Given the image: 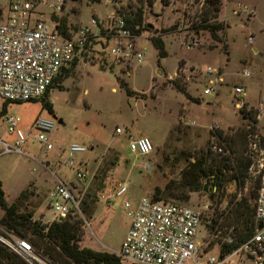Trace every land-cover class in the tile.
Segmentation results:
<instances>
[{
    "label": "rangeland",
    "instance_id": "rangeland-1",
    "mask_svg": "<svg viewBox=\"0 0 264 264\" xmlns=\"http://www.w3.org/2000/svg\"><path fill=\"white\" fill-rule=\"evenodd\" d=\"M150 1L148 5L147 0H68L66 8L56 15L58 22L64 21L70 36L82 25L90 26L91 17L100 21L97 32L102 33L110 25V15L115 20L118 10L141 5L143 24L155 32L143 31L135 39L145 50L140 65L129 66L111 59L104 45L93 41L85 58L70 66L49 90L46 98L52 105V114L41 107L40 100L10 103L2 112L0 100V181L6 202L10 204L22 194L18 211L30 212L33 219L47 222L53 212L46 194L57 179L68 185L79 203L87 191H95V177L101 179L105 171L104 188L97 191L92 217H84L79 243L97 251L115 252L119 248L129 225L125 201L134 206L141 197H151L154 188L176 186L179 172L194 160L217 166L229 151L232 161L238 163L239 157L251 155L252 145L258 148L264 144V0H219L217 12L210 10L208 0ZM237 4L253 9V13L233 15L231 10ZM205 24L221 25L215 38L203 28ZM152 35L163 40L166 57L157 58L148 39ZM250 36L252 43L248 42ZM191 43L196 45L190 47ZM206 66L218 70L222 77L214 94H203L207 80L214 77L202 71ZM244 70L249 73L246 77L241 75ZM116 79L126 84L129 96ZM171 81L182 86L191 99L175 90ZM238 86L244 89L242 97L233 94ZM6 115L19 119L17 129L26 136L24 155L2 152V142L11 148L15 144V135L7 131L4 122ZM38 116L55 122L48 134L52 145L48 151L37 142L31 129ZM116 128L123 133L116 134ZM135 136L149 138L151 154L137 156L129 151L128 138ZM71 143L86 147L84 153L74 155L73 168L63 165ZM215 144L223 147L221 153L213 152ZM145 164L150 165L148 171L143 169ZM78 166L88 175L85 180L76 179ZM224 172L219 191L203 177L200 182L204 190L164 199L196 209L208 205L200 213L197 239L203 245L199 264H205L207 256H219L228 228L235 227L232 204L241 197L253 204L256 197L257 178L248 177L242 188L229 179L231 172ZM122 181L128 185L125 195L110 198L106 204L100 195L111 193V188ZM212 219L218 222L213 228ZM6 232L0 225V237ZM36 252L46 261L42 264H55ZM230 260L233 262L227 264H241L243 258L234 255Z\"/></svg>",
    "mask_w": 264,
    "mask_h": 264
},
{
    "label": "built area",
    "instance_id": "built-area-1",
    "mask_svg": "<svg viewBox=\"0 0 264 264\" xmlns=\"http://www.w3.org/2000/svg\"><path fill=\"white\" fill-rule=\"evenodd\" d=\"M67 2L0 0V100L10 104L41 99L53 87L63 70L68 69L72 62L85 58V53L90 50L89 44L93 41L97 45H104L107 56L117 62L129 66H138L143 62L145 50L137 45L136 37L131 35L124 20L118 16L112 20L113 16L110 15V25L104 27L102 33L100 30L97 32L100 21L91 17L90 26L82 25L75 35L65 36L56 15L66 8ZM106 2L112 3L113 0ZM231 13L249 16L253 9L237 4ZM253 40L251 36L248 38L249 43ZM193 45L196 44L191 43L190 47ZM202 71L214 74L213 78L207 80L208 86L203 89V94H214L222 77L218 70L210 66L204 67ZM241 75L246 77L249 73L244 70ZM233 94L242 97L243 87H236ZM236 106L239 104L236 103ZM4 122L7 131L15 135V144L11 148L2 142V152L24 155L22 145L26 136L17 129L19 119L6 115ZM54 127V120L45 116L36 117L31 126L37 142L47 151L52 148L48 134ZM115 133L122 134L123 130L116 128ZM250 148L252 163L248 169L249 175L258 181L254 204L257 227L235 251L227 255L207 256L205 264L232 263L230 258L234 255L243 258L241 264H264V147L256 148V145H252ZM128 149L137 156H147L152 152V145L147 136H135L128 138ZM212 150L221 153L222 146L215 144ZM85 151L83 144L71 143L65 151L63 165L75 167L74 155ZM143 169L148 171L150 165L145 164ZM75 175L77 180H85L88 176L80 166L76 168ZM127 189L126 182H118L111 188V193L100 197L109 204L110 198L125 195ZM46 200L54 220L66 217L71 209L78 210V202L70 188L59 180L47 192ZM123 207L129 225L119 248L113 252L123 263L199 264L203 243L198 241L197 235L201 224L200 213L208 209L207 204L196 209L181 203L141 197L134 206L125 201ZM232 235L233 227H229L225 234L226 242L231 241ZM0 242L28 264H42L45 261L28 241L15 233L7 231L4 237H0Z\"/></svg>",
    "mask_w": 264,
    "mask_h": 264
},
{
    "label": "trees",
    "instance_id": "trees-1",
    "mask_svg": "<svg viewBox=\"0 0 264 264\" xmlns=\"http://www.w3.org/2000/svg\"><path fill=\"white\" fill-rule=\"evenodd\" d=\"M212 11H219V0H208ZM148 5L151 4L147 0ZM143 7L138 5L135 9L118 10L116 16L124 20L126 28L130 31L132 36L138 37L143 31L155 32L152 29H147L143 24ZM93 15V13H91ZM203 22H205L202 19ZM61 32L65 36L69 34L65 31V24L60 20ZM206 28L213 38L216 37L215 32L221 29V25L205 24ZM150 43L156 51L157 58L166 57L167 53L163 44V40L159 36L152 35L149 38ZM75 61L71 66H75ZM180 63V61L178 62ZM63 70L56 78L55 83L61 81L64 72ZM65 76V75H64ZM118 86L123 88L126 95H130L131 91L126 84L116 79ZM173 88L181 92L187 99L191 97L185 92L184 88L177 82L171 81ZM53 85V86H54ZM49 91L44 94L40 100L41 107L49 114H52V105L47 100ZM7 102L3 101L2 112L5 111ZM244 110V107L240 109ZM218 137L221 135L218 133ZM223 143V142H222ZM264 147V144H263ZM223 148V147H222ZM223 159L216 166L214 163L206 164L202 159L194 160L188 163L179 172V179L176 186L165 185L163 189L154 188L151 198L156 201H164L166 198H182L186 197V192H196L204 190V184L200 182L201 178L207 177L210 185L214 190L219 191L223 187V178L226 172H231L229 179L235 181L237 186L242 188L245 185V180L249 177V167L252 163L250 155L239 157V161L233 162V157L228 151ZM232 163V164H231ZM216 166V168H215ZM215 168V169H214ZM101 179L99 176L95 177V191H87L78 203V210L71 209L70 213L64 217L53 220L49 223H42L39 220L33 219L30 212H19L18 202L22 194L16 200L8 204L4 198V192L0 181V210L2 215L0 217V225L6 231L15 233L19 237L28 241L35 251H39L42 255L51 259L55 264H125L115 253L108 251H97L91 248L80 246L82 237V227L84 226V217L91 218L94 212V205L97 202V191L104 188L103 181L105 179V171L101 172ZM258 181L255 183L256 197H257ZM101 193V192H100ZM254 199L253 204H249L246 197L232 204L234 214L235 227H233V235L230 242H222L220 254L227 255L235 251L246 239H248L257 227L254 218ZM211 228L218 224L217 219H212ZM226 236L224 237V239ZM0 264H28L19 256L10 251L5 245L0 242Z\"/></svg>",
    "mask_w": 264,
    "mask_h": 264
},
{
    "label": "crops",
    "instance_id": "crops-1",
    "mask_svg": "<svg viewBox=\"0 0 264 264\" xmlns=\"http://www.w3.org/2000/svg\"><path fill=\"white\" fill-rule=\"evenodd\" d=\"M253 53H254V54H257V50L254 49V50H253ZM258 54H259V53H258ZM90 149L92 150V147H91ZM58 180H59V179H57V180L55 181V183H56ZM59 181H60V180H59ZM35 188H39V187H38L37 185H35ZM50 189H51V188H50ZM50 189H49V190H50ZM96 212H97V211H96ZM41 220H42V218H41ZM53 220H54V218L52 217L50 221L45 222V221L42 220V222H43V223H48V222H51V221H53Z\"/></svg>",
    "mask_w": 264,
    "mask_h": 264
},
{
    "label": "water",
    "instance_id": "water-1",
    "mask_svg": "<svg viewBox=\"0 0 264 264\" xmlns=\"http://www.w3.org/2000/svg\"><path fill=\"white\" fill-rule=\"evenodd\" d=\"M91 13H92V12H91ZM260 227H261V224L259 223V224H258V228H260Z\"/></svg>",
    "mask_w": 264,
    "mask_h": 264
}]
</instances>
